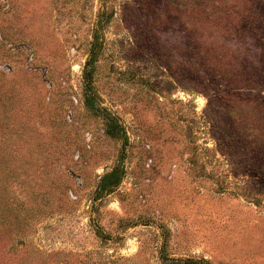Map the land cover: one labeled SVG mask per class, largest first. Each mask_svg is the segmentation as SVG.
Returning <instances> with one entry per match:
<instances>
[{
  "label": "rangeland",
  "instance_id": "374dc122",
  "mask_svg": "<svg viewBox=\"0 0 264 264\" xmlns=\"http://www.w3.org/2000/svg\"><path fill=\"white\" fill-rule=\"evenodd\" d=\"M0 264H264V0H0Z\"/></svg>",
  "mask_w": 264,
  "mask_h": 264
}]
</instances>
